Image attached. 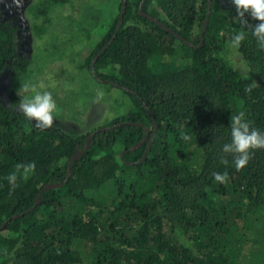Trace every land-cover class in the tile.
Here are the masks:
<instances>
[{
	"label": "trees",
	"instance_id": "obj_1",
	"mask_svg": "<svg viewBox=\"0 0 264 264\" xmlns=\"http://www.w3.org/2000/svg\"><path fill=\"white\" fill-rule=\"evenodd\" d=\"M141 2L126 0L117 32L119 13L97 23L86 60L97 82L134 106L91 137L68 178L90 132L37 127L19 112L17 88L6 99L0 91V264H264V148L239 170L222 151L233 115L264 131V49L231 0H211L209 10L208 0H144L141 11L160 24L140 14ZM19 31L0 7V85L30 71ZM238 32L245 75L223 55ZM140 124L148 138L131 149L146 135ZM17 165L34 168L25 175Z\"/></svg>",
	"mask_w": 264,
	"mask_h": 264
},
{
	"label": "rangeland",
	"instance_id": "obj_2",
	"mask_svg": "<svg viewBox=\"0 0 264 264\" xmlns=\"http://www.w3.org/2000/svg\"><path fill=\"white\" fill-rule=\"evenodd\" d=\"M121 2L66 0L45 9L44 0H23L19 8L13 0H0L6 18L20 25L19 55L31 58L30 71L17 83L19 87L12 81L1 82L3 97L6 99L15 88L23 97L31 95L33 87L51 92L57 107L54 124L45 129L61 133H89L127 114L134 106L128 95L101 83L102 80L97 82L86 62L103 31L97 23L114 18L120 12ZM42 8L43 13L39 12ZM223 55L235 71L247 73V66L232 42Z\"/></svg>",
	"mask_w": 264,
	"mask_h": 264
},
{
	"label": "clouds",
	"instance_id": "obj_3",
	"mask_svg": "<svg viewBox=\"0 0 264 264\" xmlns=\"http://www.w3.org/2000/svg\"><path fill=\"white\" fill-rule=\"evenodd\" d=\"M231 2L235 7L237 17H239L241 22L251 30V34L256 38L259 47L261 49H264V0H231ZM13 3L18 8L23 6V0H13ZM246 13L250 14L253 19L258 21V23H256L255 25H248L247 20L245 19ZM243 39L244 33L238 32L233 35L232 43L233 45H239ZM25 91H28V89L26 88ZM31 92V95L24 97L21 103H19V112L22 113L23 116L30 121H33L34 119L35 125L37 127H51L54 124V112L57 107L52 93L46 90H37L35 87L31 89ZM230 120L231 141L230 143H226L223 145L222 151L225 154H233L234 166L237 170H239L247 164L250 158L251 149L264 148V131H260L251 127L250 123L246 120L245 114L243 112L231 116ZM105 127L106 126H101L96 128V130ZM93 131L95 130H92L90 133H92ZM184 138L187 139V136H185ZM221 163L227 165L228 160L222 158ZM21 168H23V172L26 175L32 168H34V165H17L18 171ZM6 179L8 180L9 184L15 185L17 175L14 172L8 175ZM214 179L216 181H224L226 179V176L220 173H216L214 175Z\"/></svg>",
	"mask_w": 264,
	"mask_h": 264
},
{
	"label": "water",
	"instance_id": "obj_4",
	"mask_svg": "<svg viewBox=\"0 0 264 264\" xmlns=\"http://www.w3.org/2000/svg\"><path fill=\"white\" fill-rule=\"evenodd\" d=\"M143 1H144V0H142V2H141L140 5H139V12H140V14L143 15V16H145V17L150 18V19L153 20L155 23L160 24L158 20L152 18L151 16H149V15H147V14H145L144 12L141 11V6H142ZM210 7H211V0H208V10L210 9ZM125 11H126V0H123L122 8H121V12H120V14H119V18H118V22H117V30H116V32L120 29V27H121V25H122V21H123V18H124ZM207 16H208V14H207ZM207 21H208V19L206 18L205 21L203 22V26H202L201 33H200V44H201V42H202V35H203V32H204L205 26H206V24H207ZM177 37L180 38V36H178V35H177ZM110 42H111V40H110ZM110 42H108V43L104 46V48L102 49V51H101L100 53H102V52L105 50V48L107 47V45H109ZM187 43H188V42H187ZM188 44L191 45V43H188ZM97 57H98V56H97ZM95 59H96V58H95ZM95 59H94L93 62L91 63V66L93 65ZM153 124H154V128L156 129V123H155L154 120H153ZM139 126H141V127H143V128L145 129V131H146V135L144 136V138H143L140 142H138L137 144H135V146H133L131 149H134L135 147H137V146H139L140 144L144 143V142L147 140V138H148L149 129H148L147 127L141 125V124H140ZM111 128H112V127L99 128V129L93 131L92 133H90V134L86 137V139H85V144H84L83 149H82L80 152H78L77 154L73 155L72 158H70V160H69L67 178L71 175V161H72L73 159H76L78 156L82 155V154L87 150V148H88V146H89V141H90L91 137H92L93 135H95L98 131H105V130H109V129H111ZM155 129H154V130H155ZM153 134H154V131H153ZM153 134H152L151 137H150V140H149L148 145H150V142H151V140H152V138H153ZM148 147H149V146H148ZM148 147H147V149H148ZM147 149H145V152H144L142 158L145 157V155H146V153H147ZM121 156H122V153H121ZM62 184H63V182H62V183H59V184H48V185H46V186H45V187H44V188L38 193V195H37V197H36V200H35V205H34V206H36V205L38 204V202H39V198H40V195H41V193H42L43 191H46V190H49V189H52V188L59 187V186H61ZM29 210H30V209H29Z\"/></svg>",
	"mask_w": 264,
	"mask_h": 264
}]
</instances>
